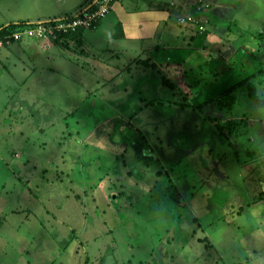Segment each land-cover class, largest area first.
<instances>
[{
  "label": "rangeland",
  "instance_id": "obj_1",
  "mask_svg": "<svg viewBox=\"0 0 264 264\" xmlns=\"http://www.w3.org/2000/svg\"><path fill=\"white\" fill-rule=\"evenodd\" d=\"M208 1L203 37L181 24L175 54L161 46L130 74L83 72V50L96 51L76 41H0V264H264V107L238 90L257 128L243 125L232 146L203 118L211 108L196 110L262 68L264 16ZM55 7L0 0V25ZM174 62L180 75H167ZM209 74L220 77L185 99ZM253 84L264 99V78Z\"/></svg>",
  "mask_w": 264,
  "mask_h": 264
},
{
  "label": "crops",
  "instance_id": "obj_2",
  "mask_svg": "<svg viewBox=\"0 0 264 264\" xmlns=\"http://www.w3.org/2000/svg\"><path fill=\"white\" fill-rule=\"evenodd\" d=\"M64 1L66 0H54L56 7L49 17V13L42 15L38 12L35 14L32 12L30 14L22 12L15 15L13 18L16 22H31L47 20L59 16L63 17L66 14L75 13L90 0H67V5L60 6ZM229 1L230 0H217L220 6L225 7V13L229 12L228 10L235 6L234 10H237V15L239 14L238 17L247 15L248 19H254L258 22L262 19L261 17L264 16V14L256 15L251 11L252 8L256 6L255 4H257L264 13L263 0H254V2L253 0H237L236 2L230 1L231 3ZM209 4L210 1L208 0H116L110 13L100 21L98 27L94 31H90L89 34L84 32L82 36L79 37L80 39L76 41L78 45L76 49L85 47L90 51H96V54L91 57L92 55L90 56V54L83 50V54L87 56V61L86 63L81 61V63L85 65L82 66V71L87 73L94 65H105L106 68L104 73H106L107 70H118V72L125 70V72L130 74L133 66H141L142 61L145 60V58H140V55L149 58V54L157 55L156 52H161L160 49L162 47L169 48L170 53H172V55L175 54L176 50H173V45L171 44L181 42L180 38L182 37L183 30L181 29L182 26L180 27L176 24V17L186 12L192 14L194 10L199 11L201 17L203 14L208 15L210 11L207 10V8H201H203L202 5ZM35 6H38V4L35 3ZM25 7L26 4L23 3L19 6V9L24 10ZM40 10L47 12V9L42 6H40ZM200 16H198L199 20ZM224 22L227 23L228 21L225 20ZM258 24H260V27L264 24V21ZM191 28L192 27L189 25L185 27L187 34H189L188 36L193 35L191 31L193 29ZM214 30V33H217V28H214ZM96 41H100L99 43L105 42V45L96 49L94 46ZM168 43H170L171 46H166ZM76 49H74L72 53H76ZM51 51L52 50L49 49L44 51V53ZM98 53H106L107 57L105 58L103 56V59H101ZM44 60L47 61V58H44ZM78 64V61H76V65ZM67 65V68L71 70L70 67L72 66L69 64ZM82 76H84V74H82ZM248 121L249 120H247L245 124L242 123L241 128L243 125L249 126L247 129V136H250L252 134L251 131L253 129V131H255L257 127L254 124L250 125Z\"/></svg>",
  "mask_w": 264,
  "mask_h": 264
},
{
  "label": "trees",
  "instance_id": "obj_3",
  "mask_svg": "<svg viewBox=\"0 0 264 264\" xmlns=\"http://www.w3.org/2000/svg\"><path fill=\"white\" fill-rule=\"evenodd\" d=\"M115 1L116 0L111 2V4H110L111 7H110V10L108 11L107 14L110 13L112 6H113ZM96 2H98V0H90V1L86 2V4H84L75 13L66 14L63 16V18H72L76 14H80V12H82L83 10L84 11L94 10L97 8ZM104 17H102V18H104ZM59 18H56V19H59ZM102 18L96 22L97 27H98L100 21L102 20ZM43 21L44 22H46V21L53 22V19H47V20H43ZM43 21H41V22H43ZM39 23L40 22H38V21L33 22V23L32 22L30 23L28 21H18V22H13V23L2 24V25H0V41H2L3 43H5L6 41H10L13 43V42H15V40L12 39L11 36L14 32L21 31L22 29H25V28L34 27L36 24H39ZM179 26L181 27V24H179ZM95 29H90V30L94 31ZM85 30L86 29L79 28L74 33L58 36L53 41V43H63L66 39L72 40V41H77L80 39L79 37L82 36V34L84 33ZM199 31H200V29L197 32H199ZM199 33H198L199 37L204 36L203 31L199 32ZM148 60H149L148 58H145V60L142 61V64L143 65H149ZM176 63L177 64H175V62H174L170 65H167V66L165 65L162 67V69L167 73V75L168 74L172 75V76H175L176 74L180 75V72H178V70L181 69L184 66V64H181L182 62H176ZM184 63L187 66H188V64H190V66H193L194 61H192V59H188ZM151 65H153V64L151 63ZM261 67L262 68L258 69L256 72H254L250 76H248L247 79L235 84L234 86H232L230 88H226V89L222 90L214 98L201 103L199 106H196V110H199V111H201L202 109L204 110L207 107L211 108L210 114H206L205 112L201 111L203 114V118L209 122V124L215 129V131L218 133L219 136L226 138V140L228 141L230 146L233 145L231 138H234V136H236L239 133V130L242 126V123L243 124L246 123V121H245L246 118L244 116V113H239V110L242 109L240 106H244L245 104L243 102H241V104L239 106L237 105V101H238L237 92H238V90L241 87H243L246 90L247 97L250 100L251 105H253V107H254V109H253L254 112H256V113L258 111L261 112L262 110H260L259 108L264 107L263 96H260L258 93H256V90H255V87L253 84V79L264 78V62H262ZM183 71L187 72L188 70H183ZM219 77H220L219 74L206 75L204 79L200 80L194 86L195 87L194 89L190 90L189 94L185 97V99H188V98L193 99L195 96H197L196 94L198 93L199 90H201L202 88L203 89L206 88L210 83L213 84V83L217 82ZM162 83L166 84L167 87H169V88L174 87V83L165 82L164 77H162ZM148 103L155 104V100L153 99V100L149 101ZM253 152L254 151H251L250 155H252ZM237 153L238 152H235V154H237Z\"/></svg>",
  "mask_w": 264,
  "mask_h": 264
},
{
  "label": "built area",
  "instance_id": "obj_4",
  "mask_svg": "<svg viewBox=\"0 0 264 264\" xmlns=\"http://www.w3.org/2000/svg\"><path fill=\"white\" fill-rule=\"evenodd\" d=\"M114 0H98L97 8L94 10H86L76 14L72 18L53 19V22L46 21L36 24L34 27L25 28L22 31L12 34L14 40H20L21 38L28 36H33L34 39L42 40V42H53L58 36L70 34L76 32L79 28L86 30L95 29L96 22L104 17L111 7V2ZM199 11L194 10L191 13L180 14L176 17V22L179 24L189 25V26H199L201 30V25L199 24Z\"/></svg>",
  "mask_w": 264,
  "mask_h": 264
}]
</instances>
